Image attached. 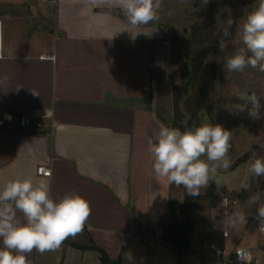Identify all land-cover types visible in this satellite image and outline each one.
Masks as SVG:
<instances>
[{"label":"crops","instance_id":"0c3cea01","mask_svg":"<svg viewBox=\"0 0 264 264\" xmlns=\"http://www.w3.org/2000/svg\"><path fill=\"white\" fill-rule=\"evenodd\" d=\"M2 6L0 189L18 176L48 178L53 198L75 192L91 208L80 234L27 259L103 264L97 247L121 264H150L164 247L175 251L164 239L172 185L154 174L147 152L148 139L168 126L156 113L173 72L163 26L130 33L118 7L92 0ZM22 114L43 125L22 128Z\"/></svg>","mask_w":264,"mask_h":264},{"label":"clouds","instance_id":"9594fccd","mask_svg":"<svg viewBox=\"0 0 264 264\" xmlns=\"http://www.w3.org/2000/svg\"><path fill=\"white\" fill-rule=\"evenodd\" d=\"M109 7H118L123 13L128 28L133 30L146 28L149 24L160 21L163 0H92ZM210 0H200L203 10ZM194 0H192V4ZM171 15V13H169ZM236 23L227 18L222 29V38L218 48L224 53L231 44L234 50L226 55L222 64L227 75L243 73L246 68L257 69L264 73V0L251 7L239 25L235 34L231 31ZM152 30L136 31L150 36ZM7 77H0L4 85ZM238 101L234 112H247L249 118L260 120L264 104V92L239 90L235 92ZM8 119H11L9 116ZM231 131L220 124H213L208 119L185 127L161 125L153 138L147 141V152L153 160L152 169L156 176L165 178L169 185L183 187L186 194L198 197L202 189L211 184L220 186V169H228L231 144ZM254 143L264 151V137L257 136ZM203 157V158H202ZM264 177V156L250 158L244 178V190H250L251 183ZM249 207L256 205L255 219L259 230L264 231V196L260 193L251 195L247 200ZM220 207L226 209L218 222L224 235L238 224H246L247 215L240 207V202H230L222 197ZM231 209L230 211L227 209ZM91 214L89 202L75 192H68L59 199L51 195V183L48 178L16 177L8 180L0 189V264H31L27 259L33 250L43 254L57 250L63 242L80 234ZM241 264H251L252 255L245 249L237 251Z\"/></svg>","mask_w":264,"mask_h":264},{"label":"rangeland","instance_id":"374dc122","mask_svg":"<svg viewBox=\"0 0 264 264\" xmlns=\"http://www.w3.org/2000/svg\"><path fill=\"white\" fill-rule=\"evenodd\" d=\"M3 1L0 0V9H5L2 6ZM212 1V0H210ZM242 4L243 15L238 21V27L243 23V19L251 7L258 3V0H240ZM200 0H163V4L160 11L161 19L158 24L163 26L168 38L175 36L178 40L187 37L190 27L193 23L199 22L201 11H192L193 8H199ZM171 13V15H169ZM227 18H231V11L229 5H227L216 16V23L214 30L219 32L223 29ZM234 50L230 44L229 48L225 50L224 56L231 54ZM178 52H181L177 46L173 47V72L169 83L167 84L164 94L160 95L157 107L162 108L165 112L173 114L174 117L178 115L179 100L176 99V92L173 86L186 87L182 82L188 74L187 69L182 66ZM255 90L257 93L264 92V73H260L257 69L246 68L243 73H231L228 74L222 68L215 75V81L210 93V101L212 103V111L210 117L214 124H220L225 129L231 131V144L232 147L228 153V159L233 165L237 160L245 159L240 165L232 169L228 173L219 175L222 177V184L218 187V190H224L223 195L227 194L231 202L239 201L240 207L247 215L246 224H238L234 229L228 230L230 236L228 239H224L221 236L222 228L219 226V221L224 214V208L220 207V203L217 207L209 212L204 208L197 207L195 209L198 222L194 227V231L191 238L190 248L186 252L180 254L176 250H170L169 248L162 249L156 255V262L150 264H235L232 262H226L224 260H218L209 256L202 257L200 253L203 251L202 243L209 237L210 240H214L221 245L230 247L248 246V244L257 247V241L262 236L258 233L255 227V214L257 211L256 205L249 207L247 205L248 198L255 194L260 193L264 196V188L259 187L256 192L248 197L238 196L244 189V178L246 175L247 164L250 158L254 159L259 156H264V151L258 148L254 143L257 136L264 137V108L261 109L262 118L260 120H253L249 118L247 112L236 113L234 112V105L238 102L235 98L236 90ZM182 90V88H181ZM264 104V99L261 100ZM169 127H175L170 124ZM206 189H202L200 194H204ZM185 194L184 188L176 187L172 185V207L177 209L182 203ZM221 202V199H220ZM212 228L211 232H205V228ZM207 252V250H205ZM149 264V263H147Z\"/></svg>","mask_w":264,"mask_h":264},{"label":"trees","instance_id":"16d2710c","mask_svg":"<svg viewBox=\"0 0 264 264\" xmlns=\"http://www.w3.org/2000/svg\"><path fill=\"white\" fill-rule=\"evenodd\" d=\"M227 5L230 7L231 19L236 21L231 29L233 34H235L238 28V21L243 15L241 1L212 0L204 8L199 22L191 25L186 38L178 40L175 36L170 38L167 36L173 47L175 45L182 51V53L178 52V56L182 66L187 69V72L188 65L191 64L193 66V74L190 78L193 92L185 104L186 109L191 114H195L202 108H205L209 115L212 111L213 106L210 101V93L215 81V75L223 68L222 64L225 58L224 53H221L218 48V42L222 38V30L216 32L214 30V25L216 23L217 14ZM182 84L185 85L183 82ZM173 89L176 92L177 100H180L182 97V92H187V88L185 87L173 86ZM177 111L178 115L182 117L178 108ZM178 117L179 116L174 117V120L169 123L168 126L173 124L183 131V128L177 124ZM244 161V158L237 160L233 166L236 168ZM259 187L264 188V177L253 180L250 190L246 191L243 189L238 196L246 198L256 192ZM223 193L224 190L219 191L215 184H211L206 189L205 193L200 194L198 197L188 196L185 192L183 201L177 209L172 207V201L170 199V221L165 224V241L180 254L189 250L194 227L198 222L195 209L201 207L209 212L218 206ZM95 248L100 252V258L103 264L122 263V257H119L117 260H111L102 249Z\"/></svg>","mask_w":264,"mask_h":264},{"label":"built area","instance_id":"2783aa9c","mask_svg":"<svg viewBox=\"0 0 264 264\" xmlns=\"http://www.w3.org/2000/svg\"><path fill=\"white\" fill-rule=\"evenodd\" d=\"M3 56V39H2V23L0 21V58ZM19 123L22 128L31 126V125H38L42 126L43 124L39 121H37L34 116L30 114H22L19 117ZM38 173L44 176H50L51 175V169L47 168L45 166H40L38 168ZM222 197H228L227 194L223 195ZM221 197V199H222ZM230 201V200H229ZM231 202V201H230ZM227 210H231L230 208ZM226 209H224V212ZM255 222V227L258 233L262 236L263 240L261 244L258 247H252V246H238L235 245L234 247H228V246H223L219 244L218 242L214 240H210L209 237H206V240L202 243L203 251L200 253V256L202 257H211L215 258L218 260H224L226 262H232L235 264H241V262L238 260L237 257V251L240 249H245L249 251L252 255V261L251 264H264V231L259 230V222L254 219ZM212 228L206 227L205 232H211ZM221 236L224 239H228L230 236V233L228 231V235H224V231L222 230ZM207 250V252H205Z\"/></svg>","mask_w":264,"mask_h":264},{"label":"water","instance_id":"95a60500","mask_svg":"<svg viewBox=\"0 0 264 264\" xmlns=\"http://www.w3.org/2000/svg\"><path fill=\"white\" fill-rule=\"evenodd\" d=\"M192 74H193V66L189 64L188 74L183 80V83L187 86V92L186 93L182 92V97L180 98L178 105V109L179 112L182 114V118L180 120H177V124L181 126L183 129L193 123L198 125L201 122V118L208 119L211 123H213V120L211 119L209 113L205 108L200 109L195 114L189 113V111L186 109L185 106L186 101L191 97L193 92L192 82H190V78L192 77ZM156 113L166 124H169L174 120L173 114L165 112L160 107L156 108ZM234 168L235 167L231 165L228 169H220L219 171H221L220 172L221 174H224L230 172Z\"/></svg>","mask_w":264,"mask_h":264}]
</instances>
